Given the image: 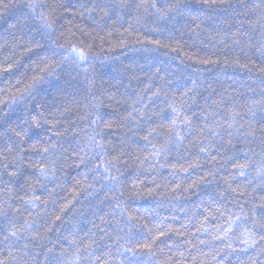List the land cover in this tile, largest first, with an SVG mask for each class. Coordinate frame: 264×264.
I'll list each match as a JSON object with an SVG mask.
<instances>
[{
	"label": "clouds",
	"instance_id": "9594fccd",
	"mask_svg": "<svg viewBox=\"0 0 264 264\" xmlns=\"http://www.w3.org/2000/svg\"><path fill=\"white\" fill-rule=\"evenodd\" d=\"M0 264H264V0H0Z\"/></svg>",
	"mask_w": 264,
	"mask_h": 264
}]
</instances>
